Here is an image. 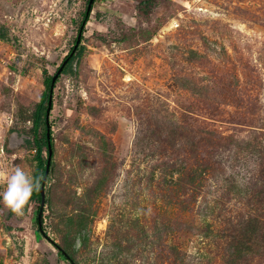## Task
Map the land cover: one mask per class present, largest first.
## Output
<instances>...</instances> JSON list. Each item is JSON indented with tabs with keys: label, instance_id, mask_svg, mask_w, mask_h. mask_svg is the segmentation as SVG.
Here are the masks:
<instances>
[{
	"label": "rangeland",
	"instance_id": "374dc122",
	"mask_svg": "<svg viewBox=\"0 0 264 264\" xmlns=\"http://www.w3.org/2000/svg\"><path fill=\"white\" fill-rule=\"evenodd\" d=\"M88 5L0 0L8 173L35 180L43 68L82 28L53 91L45 205L17 215L0 195V264H264V0H93L82 27Z\"/></svg>",
	"mask_w": 264,
	"mask_h": 264
},
{
	"label": "trees",
	"instance_id": "16d2710c",
	"mask_svg": "<svg viewBox=\"0 0 264 264\" xmlns=\"http://www.w3.org/2000/svg\"><path fill=\"white\" fill-rule=\"evenodd\" d=\"M90 1V0H89ZM90 17V12L87 13L85 12V15L82 19L81 25L84 27L85 23L89 20ZM81 30V29H80ZM73 50V47L71 48L70 52ZM70 52L68 55L65 56V58L69 57ZM76 53H74L72 56L69 57V60L67 64L65 65L63 71H66L72 61L75 59ZM64 58V60H65ZM43 75H44V82L47 87V90L43 92L41 99L39 102L36 104V108L34 111V117H33V125H32V133L34 135V144H35V149H36V154H35V159L37 161V169L35 172V180H38L40 183V187L43 181V178L45 176V171H46V163L47 159L49 156V149H48V140H47V123H46V113H47V108H48V102H49V94H50V86L52 82V77L53 75H50L48 73L47 68H43ZM44 127V133L43 135L41 134V128ZM44 151L47 152V155L44 154ZM259 153H264V150L262 149ZM53 164V161H52ZM186 178L189 180L186 181ZM179 182H183V185L180 186V188L185 189V184H191V185H199L198 182L202 181V179L199 176V173H187L183 177L178 179ZM236 186L239 187L238 182H236L234 177L229 178L228 185H227V190L229 192H232L234 190H237ZM246 190H248V186L246 187ZM259 193L262 195L264 198V187H261L259 190ZM33 197H38L41 200V192L39 191H34L32 194ZM40 208V206H39ZM39 221H40V229H41V217L39 216ZM42 231V230H40ZM68 259L71 260L72 264H76L67 254H65Z\"/></svg>",
	"mask_w": 264,
	"mask_h": 264
},
{
	"label": "clouds",
	"instance_id": "9594fccd",
	"mask_svg": "<svg viewBox=\"0 0 264 264\" xmlns=\"http://www.w3.org/2000/svg\"><path fill=\"white\" fill-rule=\"evenodd\" d=\"M0 184H5L3 203L17 215H23V209L29 204L34 191L40 190V183L20 167L11 173L0 169Z\"/></svg>",
	"mask_w": 264,
	"mask_h": 264
},
{
	"label": "water",
	"instance_id": "95a60500",
	"mask_svg": "<svg viewBox=\"0 0 264 264\" xmlns=\"http://www.w3.org/2000/svg\"><path fill=\"white\" fill-rule=\"evenodd\" d=\"M92 3H93V0H90L88 8H87V13L90 12L91 7H92ZM81 35H82V28H81L78 36H77L76 43H75V45L73 47V50L70 52L69 57L72 56L76 52V50H77V48H78V46L80 44V41H81ZM69 57H67V58H65V60H63L62 64L59 66L58 70L53 75L51 86H50L49 102H48V108H47V113H46L47 140H48L49 156H48L47 163H46L45 176L43 178V181H42V184H41V187H40V192H41V210L44 207L45 202H46L45 183H46L47 177H48V175H49V173L51 171V167H52L53 144H52L51 126H50V120L49 119H50V112H51L52 104H53V91H54L55 83H56L59 75L62 73L65 65L67 64V62L69 60Z\"/></svg>",
	"mask_w": 264,
	"mask_h": 264
}]
</instances>
